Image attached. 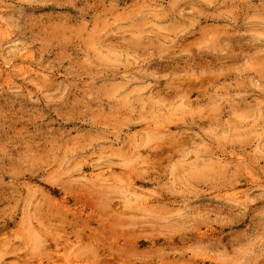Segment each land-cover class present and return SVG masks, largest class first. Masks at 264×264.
I'll use <instances>...</instances> for the list:
<instances>
[{
	"label": "rangeland",
	"instance_id": "1",
	"mask_svg": "<svg viewBox=\"0 0 264 264\" xmlns=\"http://www.w3.org/2000/svg\"><path fill=\"white\" fill-rule=\"evenodd\" d=\"M0 264H264V0H0Z\"/></svg>",
	"mask_w": 264,
	"mask_h": 264
}]
</instances>
